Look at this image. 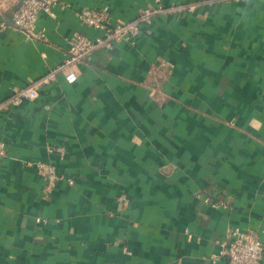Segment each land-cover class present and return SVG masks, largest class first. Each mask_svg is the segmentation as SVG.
Masks as SVG:
<instances>
[{
    "label": "crops",
    "instance_id": "crops-1",
    "mask_svg": "<svg viewBox=\"0 0 264 264\" xmlns=\"http://www.w3.org/2000/svg\"><path fill=\"white\" fill-rule=\"evenodd\" d=\"M20 2L0 0V264H229L230 229L264 242V0H60L40 38L11 25ZM157 5L58 69L73 35H103L75 10L114 25Z\"/></svg>",
    "mask_w": 264,
    "mask_h": 264
},
{
    "label": "built area",
    "instance_id": "built-area-1",
    "mask_svg": "<svg viewBox=\"0 0 264 264\" xmlns=\"http://www.w3.org/2000/svg\"><path fill=\"white\" fill-rule=\"evenodd\" d=\"M59 3L60 0H21L12 12L11 25L28 37L40 38L42 34L35 32L37 18L41 14L54 17V7ZM163 10L164 8L160 5L152 9L147 8L134 19L115 23L114 25L110 23V14L107 7L75 10V16L82 24L103 32V35L95 39H91L82 33L73 35L69 40L70 57L58 69L62 70L68 63L82 60L93 49L111 47L115 42L123 38H136L142 32L143 23L151 15ZM49 78L50 75L19 89L8 97L6 102L19 104L24 99L36 97L40 85ZM64 78L68 83H73L76 81L77 76L74 71L68 70L64 73ZM5 153L6 145L0 140V161L5 156ZM36 170L38 175L44 180L47 190H50L58 179H62V176L58 175L54 167L49 163L36 162ZM68 181L72 182L71 179H68ZM221 204L220 202H213L212 206L218 207ZM219 254L224 256L229 264H264V242L253 231H241L238 228L230 229L227 240L222 243Z\"/></svg>",
    "mask_w": 264,
    "mask_h": 264
}]
</instances>
